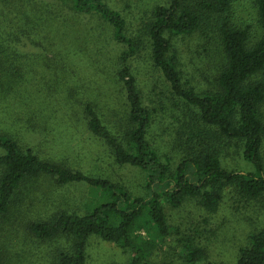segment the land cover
Returning a JSON list of instances; mask_svg holds the SVG:
<instances>
[{
    "label": "trees",
    "instance_id": "obj_1",
    "mask_svg": "<svg viewBox=\"0 0 264 264\" xmlns=\"http://www.w3.org/2000/svg\"><path fill=\"white\" fill-rule=\"evenodd\" d=\"M141 1L145 17L131 11L128 0H0V107L9 103L28 113L23 126L16 117L14 125L0 124V219L23 183L48 176L59 185L88 184L103 196L84 212L62 209L30 223L42 240L63 239L48 264H88L93 236L116 244L129 264H149L166 246L181 264H264V225L247 235L234 261L213 262L202 224L183 231L170 215L193 207L208 226L204 214H215L230 199L245 204L264 199V0H251L255 13L249 19L237 14L240 0ZM136 22L142 28H131ZM63 26L82 46H70L74 41L56 46L64 39L57 32ZM199 33L207 52L217 44L220 60L204 82L194 83L181 67L178 43ZM138 58L147 59L167 86L157 91L158 105L145 101L146 88L158 79H140L147 72L134 69ZM40 59L84 62L102 83L83 97L69 78L68 93L52 96L41 87L32 92V64ZM104 89L118 95L111 97L119 104L111 118L97 108ZM22 90L24 97L18 96ZM51 101L52 110L42 117ZM70 102L81 106L73 118L54 115L56 105L66 110ZM50 121L59 125L55 142L64 131H85L99 147V154L88 157L105 153L114 166L138 170L140 191L106 169L91 174L43 158L54 157L41 155L37 145ZM240 161L249 167L239 168Z\"/></svg>",
    "mask_w": 264,
    "mask_h": 264
},
{
    "label": "rangeland",
    "instance_id": "obj_2",
    "mask_svg": "<svg viewBox=\"0 0 264 264\" xmlns=\"http://www.w3.org/2000/svg\"><path fill=\"white\" fill-rule=\"evenodd\" d=\"M11 1L13 3L14 0ZM128 1L132 4L131 11L134 9L138 17H145L141 0ZM121 3H123V0H121ZM237 9L238 16L248 19L253 17L255 13L252 9L251 0L238 1ZM131 11L128 9L131 15L130 18L133 16ZM86 21L89 20L86 19ZM86 21L85 19L82 20V22L87 23ZM136 23L132 24L131 28H142L140 23ZM67 28L68 26H63L57 31L63 35L64 39L56 46L67 47L71 44V41L74 42L70 46H82L80 40L73 38L76 37L74 34L66 36ZM68 31L70 32L69 28ZM210 34L214 35L213 32H210ZM57 35L59 34L57 33ZM205 43V37L201 33L185 40L182 39L178 43L182 55L181 67L189 77L194 78V83L204 82V75L214 71L219 64L220 57L218 54L217 56L214 54L217 44L213 42V46L207 52L204 47L208 45ZM143 59L133 60V67L139 73L142 71L147 72L140 78L141 80H149L153 77L158 79L153 87L146 88L145 94V101L149 104L158 105L157 91L163 90L167 86L159 72L153 69L147 59ZM32 69L34 71L31 73L30 88L32 92L41 87L43 94L55 96L59 92L64 93L66 91L68 93L73 84L79 87L75 89H79L81 91L80 95L83 97L84 94L86 96L88 91H93L95 86L102 83H99L101 80L98 76L94 77L90 74L92 71H90V68L88 70V66L84 62L57 63V61L51 60L49 63L40 59L32 64ZM139 73L137 72L138 75H140ZM66 78L70 79L71 83L69 85L72 87L67 88ZM93 79L96 80L91 81ZM55 80L58 83H55ZM157 84L158 86H156ZM106 90L104 89V93L98 97L99 104H97V108L105 114L106 118H111L114 115L111 108L119 106V104L114 103V100L112 101L111 97L117 99L118 95L114 90ZM26 95L27 92L22 90L18 96L24 97ZM104 98L108 100V103L103 102ZM54 104L55 102L51 101L49 108L41 109L42 117L49 115L48 112L52 110ZM1 106L0 124H4V126L14 125V122L11 123V121L16 117L19 118L17 126L20 122V126L24 125V119L28 113L16 111L18 108L9 103H4ZM56 107L58 112L55 109L54 113L56 114L54 115L65 112L64 117H72L73 111L76 112L81 109L78 102L74 105L70 102L66 110L61 105H56ZM72 107L73 109H70ZM2 114H6V116ZM10 114L15 116L11 118ZM6 117L8 121H6ZM54 118H57V116ZM53 123V121H50L48 128H40L42 133L38 136L40 139H44V142L39 141L37 145L41 147V155L50 154L54 156L43 158L61 160L72 167L82 168L91 174H98L102 169H106L109 171L108 174L116 179L123 180L128 189L134 193L140 191L142 177L138 170L114 166L110 163L111 159L105 157V153H101L104 157H88L89 154H99V147L96 144L97 142L88 138L89 135L85 131H82V134L71 129L70 132L64 131L61 133L60 139L58 138L55 142L52 136H58L59 125ZM46 137L49 140L48 143H45ZM240 162L239 168L249 167L244 161ZM102 200L103 196L100 191L85 183L59 185L54 178L48 176H38L27 180L17 190L10 212L0 219V264H48L53 259V251L58 249L56 246L63 244V239L57 237L51 240H42L31 232L30 223L51 218L62 209L84 212L86 208H90L93 204L95 205ZM252 203L245 204L231 199L228 200L215 214H204L210 217L208 226L205 225L206 222H203V217L199 215L198 210L196 211L193 207L181 211L174 210L170 215L183 231H187L190 225L197 226L196 224L201 223V233L203 239H205L204 244L207 247V255L210 260L213 262H231L236 259L238 248L244 244L247 235L257 227L264 225V199L261 202ZM142 234L147 235L145 231H142ZM165 249V252L160 250L158 254L155 253L149 264H181L180 260L177 259L179 257L173 255L175 250H172L169 246H166ZM87 260L88 264H129L128 254H125L116 244L96 236L90 239Z\"/></svg>",
    "mask_w": 264,
    "mask_h": 264
}]
</instances>
